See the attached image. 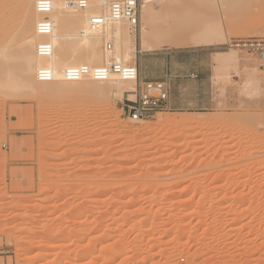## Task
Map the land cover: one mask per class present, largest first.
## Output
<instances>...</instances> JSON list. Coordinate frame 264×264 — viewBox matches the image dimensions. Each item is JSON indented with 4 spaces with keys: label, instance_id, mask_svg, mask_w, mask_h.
I'll use <instances>...</instances> for the list:
<instances>
[{
    "label": "rangeland",
    "instance_id": "rangeland-1",
    "mask_svg": "<svg viewBox=\"0 0 264 264\" xmlns=\"http://www.w3.org/2000/svg\"><path fill=\"white\" fill-rule=\"evenodd\" d=\"M67 1L52 0L54 50L39 57L35 0H0V264H264V62L224 47L264 38V0L154 1L166 14L154 16L149 39L163 43L150 49L172 51V69L182 73L196 55L178 51L209 48L215 88L205 110L163 109L141 120L122 109L132 93L61 77L65 60L86 64L96 30L74 20L84 10ZM92 1L93 12H107V1ZM100 35L108 64L115 39ZM139 45L137 37L125 64L140 75L159 70L161 57L139 58ZM41 66L53 80H36ZM15 134L27 138L16 144Z\"/></svg>",
    "mask_w": 264,
    "mask_h": 264
},
{
    "label": "built area",
    "instance_id": "built-area-1",
    "mask_svg": "<svg viewBox=\"0 0 264 264\" xmlns=\"http://www.w3.org/2000/svg\"><path fill=\"white\" fill-rule=\"evenodd\" d=\"M76 6L79 10H84L88 6V1L77 0ZM101 7L102 10L105 9L104 3L101 4ZM34 8L40 15L34 24V30L41 38L35 45V54L39 57H50L54 50L49 38L54 30L51 18L53 2L52 0H35ZM106 10L105 14L94 13L90 15L88 19L89 27L98 28L104 26L107 22L120 20L127 22L129 26L135 29L139 28V0H109L106 2ZM104 47L106 50H111V40L106 39ZM224 47L245 50L264 62V38L231 39L224 44ZM114 76L122 80L133 81L135 84L132 91L126 92L132 93L134 99H127L128 104L122 106V109L133 120L143 119L159 110L166 109L170 91L169 84L162 80H140L139 69L136 64H125L112 60L108 64L96 66H88L86 64L68 66L61 73V77L65 81L91 79L93 81L104 82ZM35 77L39 82H50L54 79V72L48 66H41L36 70Z\"/></svg>",
    "mask_w": 264,
    "mask_h": 264
},
{
    "label": "bare ground",
    "instance_id": "bare-ground-1",
    "mask_svg": "<svg viewBox=\"0 0 264 264\" xmlns=\"http://www.w3.org/2000/svg\"><path fill=\"white\" fill-rule=\"evenodd\" d=\"M87 1H88V6L84 9L83 13H80V12H79L80 14H78V13L76 14L75 13V15H73V19L74 20H76L78 22H80V21H82V22L88 21L90 15H92L94 13H98V12H95V11L93 12V9L96 10V7H97V10L99 9L98 8V6H99L98 1H96L95 3L92 0H87ZM105 1H109V0H105ZM154 1H157V0H142L141 7H140V18H141V21H140V27H139L138 32L136 31L135 28H133L131 26H130L131 29H127L125 26H123V24H122L123 21H120V20H116V21H113V22H107L104 26H101V27H98V28H94L96 30H95V34H94L93 38H92V35H88V37L89 38L91 37V38H90V43L88 41V44H89L88 45V50H87V54H85V57H84V61L86 62V64L88 66L102 65L103 57L101 56V53L97 50L98 46L101 43V35H100L101 33H103L107 37L109 36L110 32L113 33V36H114V39H115L114 40L115 41V44H114L115 46L112 49L111 54H112L114 60L120 61L122 63H126L127 60H129L128 58H130L133 54L135 55L134 43H135V39L137 37H138V39L140 41V45H139L140 50H147V49H150L152 47H156V46L161 45L160 43H163L162 41H160L161 39L158 40V42H156V40H155V43H158V45H156L153 41H150V39H149L150 36H151V32H152V30L155 27L154 25L156 24V23L154 24V21H156V19H154V16H157V15L159 16V15H162V14H166L165 12L163 13L161 8H159L157 10H154L152 8ZM159 1H163V0H159ZM166 1H170V0H166ZM61 3L64 4V5H67V6L73 4L72 2H71L72 4H69V2L67 0H60V1L58 0V4H61ZM213 3H214L213 0H203L202 1V6L206 7V6L212 5ZM77 11H75V12H77ZM143 21H147V23L144 24ZM92 30H93V28H92ZM177 31H178V29H177ZM198 37L199 36L197 34V39L199 41H201V38L200 37L198 38ZM193 41L191 40V42H193ZM204 41L208 42V44L211 43L210 39H206V40L204 39ZM206 42H204V43H206ZM32 45L27 47V48H24L25 50L23 49V52H25L24 54L27 56L26 58H29V57L32 56L29 53L30 55L28 57V53H26V52H28V49H31L34 46V45L33 46ZM26 49H27V51H26ZM219 54L221 56H224V57L227 56L228 57V61L235 60L233 52H231V51L230 52L229 51H225V52H221ZM108 55L109 54H107V56ZM226 61H227V59H226ZM63 66H62V68L64 69L65 67H68V66H76V63L73 60H68V61L65 60ZM114 77L113 78L111 77L110 80L104 81V82L103 81L102 82L93 81V80L84 81V79H83V80H78V81H74V82L71 81V83H74L75 87L77 85H80V86L82 85L81 87L77 86V88H82L83 87V88H88L89 89V88L93 87V89H95V87H96V90L98 88H100V86H101L100 84L110 83L111 87H113V89L120 96L123 94V92H127V91H132L133 90V86L134 85H133L132 81H126V80H122V79H120L118 77H115V78ZM1 80H3V77H2ZM9 80L7 79V82H9ZM66 83H68V82L66 81ZM17 85L14 86L13 90H17V91L19 90V89H17L18 88ZM28 85L29 84H27V86ZM5 86H7V85L4 83V86H0V88H2V87L5 88ZM72 87H73V85H72ZM158 120L160 122H164V123H167V124L168 123L169 124H173V125L176 124L177 126L178 125H184V126L185 125L186 126L190 125L191 126V124H195L196 125V124L204 123V121H200V120H197V119H194V118H191V119L180 118L179 120L175 121V119H169V118H166V117H160L159 116ZM192 126H194V125H192Z\"/></svg>",
    "mask_w": 264,
    "mask_h": 264
},
{
    "label": "crops",
    "instance_id": "crops-1",
    "mask_svg": "<svg viewBox=\"0 0 264 264\" xmlns=\"http://www.w3.org/2000/svg\"><path fill=\"white\" fill-rule=\"evenodd\" d=\"M191 52L196 55L193 62L186 64L185 70L182 73L174 72L171 66L172 51L138 49V57L143 59L156 60L161 57L162 63L159 70L154 72L144 73L140 75V80H162L166 81L170 86L169 98L166 109L187 112H200L205 110V106L211 105L213 101L214 84V61L215 52L209 48H193L178 51V53ZM154 63V62H153ZM264 67V65H263ZM157 69V68H155ZM15 143H20L22 138H27V135L15 134ZM16 146L8 149L11 152L16 151ZM24 166H21L23 168Z\"/></svg>",
    "mask_w": 264,
    "mask_h": 264
}]
</instances>
